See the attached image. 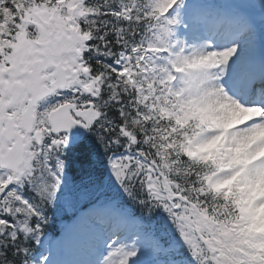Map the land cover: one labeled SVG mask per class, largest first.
<instances>
[{"label":"snow or ice","instance_id":"snow-or-ice-1","mask_svg":"<svg viewBox=\"0 0 264 264\" xmlns=\"http://www.w3.org/2000/svg\"><path fill=\"white\" fill-rule=\"evenodd\" d=\"M0 264H264V0H0Z\"/></svg>","mask_w":264,"mask_h":264}]
</instances>
